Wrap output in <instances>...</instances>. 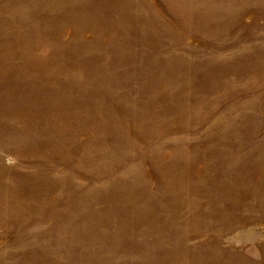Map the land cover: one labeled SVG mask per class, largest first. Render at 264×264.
I'll return each instance as SVG.
<instances>
[{
	"label": "rangeland",
	"instance_id": "obj_1",
	"mask_svg": "<svg viewBox=\"0 0 264 264\" xmlns=\"http://www.w3.org/2000/svg\"><path fill=\"white\" fill-rule=\"evenodd\" d=\"M0 264H264V0H0Z\"/></svg>",
	"mask_w": 264,
	"mask_h": 264
}]
</instances>
